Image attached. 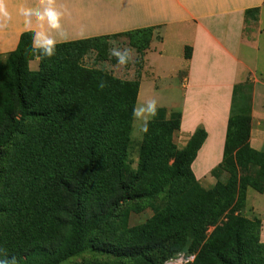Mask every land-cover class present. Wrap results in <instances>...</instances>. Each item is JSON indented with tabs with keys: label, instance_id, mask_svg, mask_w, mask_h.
<instances>
[{
	"label": "trees",
	"instance_id": "1",
	"mask_svg": "<svg viewBox=\"0 0 264 264\" xmlns=\"http://www.w3.org/2000/svg\"><path fill=\"white\" fill-rule=\"evenodd\" d=\"M154 28L57 42L51 57L26 30L0 55V264H60L85 251L93 256L80 264H162L194 251L191 264H264L261 221L239 213L248 187L264 193V151L249 144L252 83L233 85L222 160L211 170L226 177L204 187L191 163L205 129L197 126L177 148L181 112L157 106L131 167L139 79L81 63L90 51L107 60L109 40L120 36L142 57ZM191 50L184 47L185 59ZM35 59L37 69L29 68ZM156 198L173 215L153 207L143 223H117L122 204Z\"/></svg>",
	"mask_w": 264,
	"mask_h": 264
},
{
	"label": "crops",
	"instance_id": "2",
	"mask_svg": "<svg viewBox=\"0 0 264 264\" xmlns=\"http://www.w3.org/2000/svg\"><path fill=\"white\" fill-rule=\"evenodd\" d=\"M140 2V14L134 15L131 0H0V55L15 49L20 34L26 30L33 31V38L40 33L57 43L132 29L125 24L145 23L134 28L161 26L158 28L160 39L154 32L144 54L145 69H151L152 87L156 88L157 76L152 71L153 64L148 54L157 52L156 55L161 57L167 52L162 30L171 25L179 61L171 68L170 76L180 78L182 94L179 101H173L170 96L168 103L162 106L169 111L176 109L181 112L177 134L185 138V143L197 126L206 131L191 164L196 179L201 182L211 177L212 168L222 160L232 88L245 79L247 71L254 78L249 144L264 151V78L252 73L251 62L258 58V47L252 43L253 39L250 41L244 37L241 26L244 11L261 4L262 0ZM48 9L59 14L58 27L50 24L45 15ZM259 34L257 32V36ZM186 45L192 48L189 59L184 58ZM245 49L251 54L250 58ZM252 49H255L254 55ZM183 69L185 72L179 74ZM140 90L141 79L137 102ZM262 223L264 226V218Z\"/></svg>",
	"mask_w": 264,
	"mask_h": 264
},
{
	"label": "rangeland",
	"instance_id": "3",
	"mask_svg": "<svg viewBox=\"0 0 264 264\" xmlns=\"http://www.w3.org/2000/svg\"><path fill=\"white\" fill-rule=\"evenodd\" d=\"M143 4V3H142ZM130 5L132 9L134 8V15H139L138 6L141 5L140 0H131ZM258 7L256 12L249 13L247 15L242 14L243 21L241 23L242 31L244 33V37L252 41V43L258 47L257 51V60L256 62H251L253 74L256 73L258 77L264 78V0H262L261 4L254 6ZM251 8V7H250ZM170 13L169 10H167ZM245 12V11H244ZM141 16V15H140ZM145 23H133V24H125V27L134 28L135 26L144 25ZM153 33H158V39L161 37V33H159V27L154 26ZM158 30V31H157ZM257 32H260L259 36H257ZM162 33L165 37V47L167 52L161 57H159L157 52H152L148 54L149 61L153 64L152 68L154 74H156L157 78H155V83L157 84L156 88L152 87V79L149 74V70L146 71L144 66V55L142 57L139 56V53L129 45L128 38L125 36H120L115 39H110L108 42V55L110 56L107 60L98 61L95 59V53L93 51L88 52L81 58L82 65L88 67H96L101 68L114 76H117L122 79H141V96L136 103L135 107H139L141 105L146 106L152 101L156 102L157 106H162L168 103V100L171 96L173 101H179L182 89H181V81L179 77L170 76L171 68L175 67L179 61V52L178 47L175 45V36L173 26L167 25ZM256 34V35H255ZM255 36V38H254ZM253 37V38H252ZM255 48V47H254ZM125 49L129 50V60L125 64L119 63V61H113L112 58L114 55L113 51L123 52ZM147 50V49H146ZM145 50V51H146ZM251 50V49H250ZM245 53L247 57L250 58L251 54H249L248 50L245 49ZM255 49H252V55H254ZM145 54V53H144ZM152 57V58H151ZM155 57V58H153ZM38 67V59L31 60L29 62V68L37 69ZM185 69L181 70L179 74H183ZM153 76L155 77V75ZM142 75V77H141ZM152 77V78H154ZM253 75L251 72L247 71L245 74V79L243 81L252 82ZM253 90V84H252ZM153 93V94H152ZM164 107V106H163ZM175 110V109H172ZM142 126V121L136 120L133 117L132 129L130 132V145L128 149V157L131 167H136L138 161V151L139 145L142 140L143 132L140 131V127ZM172 142L175 144L177 148H182L185 143V138L179 136L177 131L174 132L172 136ZM192 164V163H191ZM192 169V166H191ZM193 171V170H192ZM194 174V173H193ZM195 176V175H194ZM211 177L205 178L200 184L204 187L212 186L217 179L223 181L226 177L225 173L220 174L218 178L211 174ZM196 178V177H195ZM197 180V179H196ZM154 208H158L161 212L166 215H173V208L168 207L161 198H156L154 200L146 201V202H138V203H125L119 207V215L117 217V223L120 226L133 227L140 223H143L151 217L154 213ZM239 213L246 216L247 218L258 217L261 221L260 227V241L264 242V226L262 223V219L264 218V193H259L251 187L247 188L246 199L244 205L240 208ZM208 230L205 233L211 231L213 226H208ZM187 250V249H183ZM196 256V251L192 252ZM93 253L91 251H85L81 255L74 256L69 258L68 260L60 263V264H80L82 260L91 258ZM94 256L98 257L103 262H109L114 260V255L107 254H97L94 253ZM170 258V257H169Z\"/></svg>",
	"mask_w": 264,
	"mask_h": 264
},
{
	"label": "clouds",
	"instance_id": "4",
	"mask_svg": "<svg viewBox=\"0 0 264 264\" xmlns=\"http://www.w3.org/2000/svg\"><path fill=\"white\" fill-rule=\"evenodd\" d=\"M26 15H31V13H26ZM45 15L47 16L50 24L53 27H58L59 14L56 11L48 9L46 10ZM40 18L43 19L44 17L41 16ZM33 45L35 48L40 50V54L44 57H51L55 54V42L40 33H37L34 36ZM112 54L117 57L119 63L121 64H125L130 58L129 50L127 49H125L123 52L113 51ZM132 115L134 119L142 121L140 131L147 133L150 118L155 117L157 115L156 102L152 101L146 106L141 105L139 107H134Z\"/></svg>",
	"mask_w": 264,
	"mask_h": 264
},
{
	"label": "built area",
	"instance_id": "5",
	"mask_svg": "<svg viewBox=\"0 0 264 264\" xmlns=\"http://www.w3.org/2000/svg\"><path fill=\"white\" fill-rule=\"evenodd\" d=\"M194 258L195 255L193 253L179 252L166 259L162 264H191Z\"/></svg>",
	"mask_w": 264,
	"mask_h": 264
}]
</instances>
